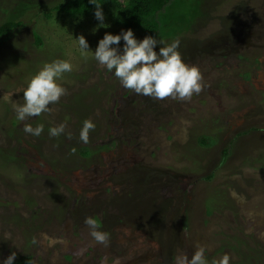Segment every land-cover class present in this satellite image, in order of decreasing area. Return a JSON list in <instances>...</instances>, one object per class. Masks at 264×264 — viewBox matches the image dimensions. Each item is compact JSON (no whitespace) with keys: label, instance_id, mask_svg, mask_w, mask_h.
Here are the masks:
<instances>
[{"label":"rangeland","instance_id":"1","mask_svg":"<svg viewBox=\"0 0 264 264\" xmlns=\"http://www.w3.org/2000/svg\"><path fill=\"white\" fill-rule=\"evenodd\" d=\"M61 1L0 0V23L21 22L0 36V264L12 252L27 264H176L199 247L208 264H264V0H179L159 34L133 31L180 41L203 77L189 100L138 95L94 58L105 33L127 30L113 22L124 2L100 4V26L96 6L72 17L53 10ZM55 60L72 65L57 81L66 93L20 121L13 105Z\"/></svg>","mask_w":264,"mask_h":264},{"label":"clouds","instance_id":"2","mask_svg":"<svg viewBox=\"0 0 264 264\" xmlns=\"http://www.w3.org/2000/svg\"><path fill=\"white\" fill-rule=\"evenodd\" d=\"M90 2L96 5L95 17L103 24L104 14L100 4L95 0ZM121 37L124 40L123 51L118 47ZM81 49V54L85 55L89 50L88 41L83 35L76 38ZM162 46L159 52L154 50L157 44ZM180 41L174 40L170 44L160 39L157 41L152 36H145L142 40H137L133 30H122L120 34L113 35L105 33L99 40L94 52V58L105 67L107 71L113 72L125 89L131 90L138 95H144L156 100H164L169 97L179 100H189L192 95L202 91V74L198 67L186 63L181 53L178 51ZM72 65L68 61L55 60L45 63L43 67L35 73L27 83L23 91L24 103L13 105L17 113V118L24 121L26 118L39 116L44 112H49L50 104L59 102L61 96L66 93L57 81L63 73L71 72ZM44 126L38 125L33 128L30 124H25L23 131L34 136H39L43 132ZM95 129V124L86 119L80 130L79 139L87 144L89 142V132ZM65 125L60 124L49 129V135L56 137L64 133ZM69 134V138H70ZM72 153L76 152L75 147ZM85 224L91 229L92 237L98 242L107 246L109 234L99 230V225L93 217H85ZM205 248L199 247L189 259L187 256L179 257L176 264H208L205 257ZM16 253L12 252L3 264H13ZM230 257L225 254L218 260H213L212 264H229ZM119 264V258L116 259Z\"/></svg>","mask_w":264,"mask_h":264},{"label":"trees","instance_id":"3","mask_svg":"<svg viewBox=\"0 0 264 264\" xmlns=\"http://www.w3.org/2000/svg\"><path fill=\"white\" fill-rule=\"evenodd\" d=\"M121 2H124V10L113 19L114 24L127 30L129 28L133 31L141 30L150 35L159 34L163 26L168 23L169 16L174 12V8L181 3L179 0H95L97 4H119ZM95 6L90 0H62L53 6V10L73 17L76 14L91 10ZM49 15L48 12L44 13L46 17ZM19 25H21L20 20L14 19L8 13L6 18L0 23V36L8 35L10 31ZM33 37L37 43H41L37 35ZM205 140H207V137ZM205 140L202 138L199 143L207 144V142H204ZM226 153L227 150L222 151L223 156ZM27 263L28 258L26 256L16 257L13 261V264Z\"/></svg>","mask_w":264,"mask_h":264}]
</instances>
